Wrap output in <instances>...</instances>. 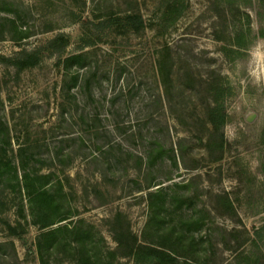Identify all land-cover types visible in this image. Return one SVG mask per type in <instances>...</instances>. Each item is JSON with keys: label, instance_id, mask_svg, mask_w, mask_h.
<instances>
[{"label": "rangeland", "instance_id": "obj_1", "mask_svg": "<svg viewBox=\"0 0 264 264\" xmlns=\"http://www.w3.org/2000/svg\"><path fill=\"white\" fill-rule=\"evenodd\" d=\"M96 1L103 8L119 0ZM181 1L183 13L173 20L166 0H136L144 33L103 37L99 43L95 98L80 93L78 98L100 115L105 133L99 140L113 144L111 166L104 162L106 152L94 151L93 135L80 122L83 105L78 115L61 121L54 59L46 55L19 78L0 63L2 114L13 150L29 144L37 158L58 147L74 155L64 181L74 215L53 226L30 223L21 212L27 198L13 188L1 191L0 184V243L6 244L0 246V264H40L37 235L79 218L98 230L95 244L88 243L86 253L61 244L52 264H86L87 256L89 264H135L112 238L119 211L139 242L165 246L177 264H252L254 259L264 264V0L225 1V14L222 0ZM86 2L80 12L82 0H0V54L13 55L20 46L39 45L58 32L69 35L68 50H74L81 36L72 11L89 16L92 3ZM8 19L26 33L20 37ZM241 30L238 46L234 37ZM213 97L227 112L222 145L206 114ZM157 140L164 150H157ZM95 153L97 161L91 157ZM133 155L153 157L150 172ZM43 164L34 162L45 172ZM149 182L165 187L158 217L143 189ZM96 185L100 193H94ZM16 220L24 225L21 237L6 230L5 221ZM95 254L102 261L96 262Z\"/></svg>", "mask_w": 264, "mask_h": 264}, {"label": "trees", "instance_id": "obj_2", "mask_svg": "<svg viewBox=\"0 0 264 264\" xmlns=\"http://www.w3.org/2000/svg\"><path fill=\"white\" fill-rule=\"evenodd\" d=\"M225 1L221 2V10L225 14ZM92 9L90 15L83 18L80 13L72 11L74 22L80 25L81 42L74 50H68L70 46V37L65 32H58L52 37L47 38L43 43L33 47L20 46L13 55L6 56L0 54V63L13 69L14 78H19L22 72L35 68L41 63L46 55L54 59V66L60 76L59 80V95L58 107L61 121L72 119L73 115L77 114L80 109V104L83 105L85 116L80 112L78 115L80 122L86 124V131L93 135L92 144L95 152L104 151L107 155L104 162L111 166L115 161L109 156L108 148H112L113 144L108 141H101L99 137L105 133V127L101 124V118L97 111L87 109V100L78 98V93L85 98L94 99L95 90L99 86L101 66L97 57L99 43L104 38L129 34L139 36L144 33L145 23L143 14L136 0H121L116 4L101 8L100 2L90 0ZM87 2L82 0V8L84 11ZM166 11L173 20L179 18L183 13V2L181 0H166ZM246 13V12H245ZM246 18L249 20V14L246 13ZM17 33H26V30H21L16 26L15 20L8 19ZM241 31H236L235 43L240 46ZM23 34L20 36L22 37ZM26 37V36H24ZM168 47V46H166ZM155 77L157 75L155 73ZM4 79L0 77V184L3 188L7 187L17 190L22 196L27 198L26 207H21V212L25 219L30 218V223L39 225L40 229L53 226L63 220L73 217L71 208L67 205L66 199L71 192V188L67 191L64 181H69V175L65 174L66 167L73 162L74 155L71 151H64L63 147H58L56 150H47L41 158H37L33 153L29 144L18 146L16 151L12 148V137L8 122L2 114L3 101L1 100V91L4 85ZM78 89V92L75 90ZM165 89V88H164ZM167 89V88H166ZM166 89L163 91L166 93ZM216 93L219 88L215 87ZM166 91V92H165ZM157 99L161 106L163 105L162 94L158 93ZM100 102V100H99ZM171 107V104H170ZM88 111H87V110ZM206 114L212 127V134L220 135L221 145L223 137L220 133L227 118V112L223 102L218 98L213 97L207 104ZM72 140L74 138H71ZM64 142L62 138L60 140ZM157 150H164V144L161 141H155ZM40 157V156H39ZM92 159H99L95 153L92 154ZM133 155L134 160L141 162V167H145L148 172L153 168L155 160L150 155ZM38 159L44 163L47 169L43 172L40 168H36L34 162ZM264 173V165H263ZM65 175L64 179L60 176ZM157 187L151 189L153 186ZM148 205L154 216L158 217V209L164 208L166 200L163 199L165 187L163 182L147 183ZM98 185L94 188V193H100ZM11 192V191H10ZM156 199V201H153ZM26 223L28 220H25ZM6 230L9 235L21 237V232L24 230V225L20 220L15 223L5 221ZM112 238L117 243L119 249L124 250V257H133L135 264H177V257L165 249L161 245H150L141 243L135 234L132 233L130 222L124 213L117 212L114 221L111 223ZM59 233H67L68 239L57 240ZM98 230L84 219L73 220L69 223L59 225L56 228L44 230L37 235L36 249L40 264H52L54 255L57 252L58 246L63 244L73 245L81 248V251L86 253L87 244H95ZM103 239V237L101 238ZM6 245L5 242L0 243ZM164 245V244H163ZM59 260L58 264H60ZM84 263H91L89 256L83 259ZM95 261H102L100 256L95 254ZM102 263V262H101ZM110 264H128L127 262H111ZM252 264H259L258 259H254Z\"/></svg>", "mask_w": 264, "mask_h": 264}]
</instances>
